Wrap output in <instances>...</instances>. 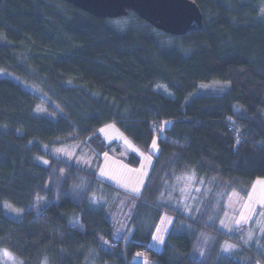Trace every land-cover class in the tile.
I'll use <instances>...</instances> for the list:
<instances>
[{
	"label": "trees",
	"instance_id": "obj_1",
	"mask_svg": "<svg viewBox=\"0 0 264 264\" xmlns=\"http://www.w3.org/2000/svg\"><path fill=\"white\" fill-rule=\"evenodd\" d=\"M194 1L202 27L174 36L134 12L120 29L67 0H0V248L23 264H140L141 250L157 264H264L244 232L186 214L171 196L189 172L210 182L211 199L264 176V0ZM107 124L143 153L159 136L142 194L129 195L137 204L124 239L107 208L124 190L46 151L82 143L100 161L114 147L99 133ZM165 212L174 224L157 252L149 242ZM201 232L214 237L204 258ZM226 243L238 250L224 253Z\"/></svg>",
	"mask_w": 264,
	"mask_h": 264
},
{
	"label": "rangeland",
	"instance_id": "obj_2",
	"mask_svg": "<svg viewBox=\"0 0 264 264\" xmlns=\"http://www.w3.org/2000/svg\"><path fill=\"white\" fill-rule=\"evenodd\" d=\"M130 20L131 18L124 16L115 18L112 23L120 29H124L129 25ZM215 84L220 83L201 84L200 87L205 88ZM23 85L31 91L40 93L44 99L50 101L48 96L43 95L34 85ZM159 90L167 93L164 87L159 88ZM36 113L41 114L42 107H39ZM99 133L106 145L112 141L118 142L122 151L121 157L114 152L109 155L103 153L101 156L103 159L98 161L97 157L90 154L83 145L79 147V144L76 143L51 145L46 147V151L58 158L74 163L82 170L93 171L94 169L98 178L124 190L125 194L111 191L113 198L109 199L107 204L108 218L113 225V236L115 239H124L128 234L129 224L137 204V199L129 195L139 196L142 194L153 167L154 155L159 152V136H155L149 153H143L114 124L105 125L99 130ZM128 151L139 154L141 160L138 166L130 165L126 159L128 155L125 156ZM38 161L43 165H49L50 160L46 157H38ZM213 192L208 180L189 172L176 181L171 196L186 214L196 216L200 212H205L207 224L216 226L229 234H236L241 230L244 232L242 241L246 245H255L259 250L264 251V176L255 178L249 190H219L211 199ZM95 195L92 198L98 196ZM5 210L8 215H12L10 213L12 209L9 205H5ZM173 224L174 217L165 212L152 235L149 246L157 252L162 251ZM127 239H125V244ZM213 240V236L201 232L195 244V255L198 258H204L207 248ZM226 245L232 247L226 248ZM237 250L236 244L226 243L224 245V253L226 254H232ZM134 260L140 264H157L154 259L146 254H138ZM0 264H23V261L8 249L0 248ZM87 264H94V262L90 259Z\"/></svg>",
	"mask_w": 264,
	"mask_h": 264
},
{
	"label": "water",
	"instance_id": "obj_3",
	"mask_svg": "<svg viewBox=\"0 0 264 264\" xmlns=\"http://www.w3.org/2000/svg\"><path fill=\"white\" fill-rule=\"evenodd\" d=\"M97 18L115 19L136 13L155 29L181 36L203 25V13L194 0H67Z\"/></svg>",
	"mask_w": 264,
	"mask_h": 264
},
{
	"label": "crops",
	"instance_id": "obj_4",
	"mask_svg": "<svg viewBox=\"0 0 264 264\" xmlns=\"http://www.w3.org/2000/svg\"><path fill=\"white\" fill-rule=\"evenodd\" d=\"M100 130V129H99ZM83 145V147H85L86 149H87V151L90 153V154H93V155H95L96 156V154L94 153V151L93 150H91L90 148H88V147H86L84 144H82V143H79V147H81ZM109 146H114V147H110V149L108 148L105 152H104V154H111L112 152H114V154H116L117 156H122V151H121V147L118 145V142H116V141H112V142H110V144H108ZM129 151L128 152H126V157H127V155H129ZM97 157V156H96ZM125 157V158H126ZM102 159H103V157H102ZM127 159V158H126ZM97 160H99V158L97 157Z\"/></svg>",
	"mask_w": 264,
	"mask_h": 264
},
{
	"label": "built area",
	"instance_id": "obj_5",
	"mask_svg": "<svg viewBox=\"0 0 264 264\" xmlns=\"http://www.w3.org/2000/svg\"><path fill=\"white\" fill-rule=\"evenodd\" d=\"M138 254H142V255H144V254H146V252H145V250H141V251H139Z\"/></svg>",
	"mask_w": 264,
	"mask_h": 264
},
{
	"label": "snow or ice",
	"instance_id": "obj_6",
	"mask_svg": "<svg viewBox=\"0 0 264 264\" xmlns=\"http://www.w3.org/2000/svg\"><path fill=\"white\" fill-rule=\"evenodd\" d=\"M232 246L231 245H226V248H231Z\"/></svg>",
	"mask_w": 264,
	"mask_h": 264
}]
</instances>
